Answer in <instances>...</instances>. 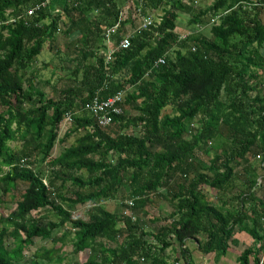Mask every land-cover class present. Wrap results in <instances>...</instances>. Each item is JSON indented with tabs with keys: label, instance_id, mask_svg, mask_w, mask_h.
<instances>
[{
	"label": "trees",
	"instance_id": "trees-1",
	"mask_svg": "<svg viewBox=\"0 0 264 264\" xmlns=\"http://www.w3.org/2000/svg\"><path fill=\"white\" fill-rule=\"evenodd\" d=\"M44 1L0 0V188L7 197L26 186L17 209L0 219V264L62 263L69 236L75 257L89 254L78 264H194L188 242L204 254L224 255L237 244V232L256 243L238 263L260 264L264 174L259 178L253 163L258 156L264 161V97L257 92L264 88V0H214L205 9L193 0H55L27 24L29 9ZM129 1L144 15L162 13L161 22L133 34L130 48L107 64L94 44L105 41ZM186 13L191 31L182 39L178 21ZM128 23L112 36L117 48ZM60 24L66 38L81 33L69 45L77 65L71 86L47 99L33 87L29 70L47 43L59 54ZM206 26L210 36L201 33ZM121 92L124 113L99 126L86 104ZM68 116L71 128L61 142L59 128ZM73 136L75 143L51 158L57 141ZM222 137L226 146L205 168L197 154ZM40 158L51 169L48 180L34 170ZM124 184L134 206H121L136 220L102 206ZM153 197L172 208L164 225L144 213ZM86 204L92 205L89 219L75 218L76 207ZM41 210L59 221L33 217ZM57 228L65 234H55ZM39 239L54 246L28 260Z\"/></svg>",
	"mask_w": 264,
	"mask_h": 264
},
{
	"label": "rangeland",
	"instance_id": "rangeland-1",
	"mask_svg": "<svg viewBox=\"0 0 264 264\" xmlns=\"http://www.w3.org/2000/svg\"><path fill=\"white\" fill-rule=\"evenodd\" d=\"M195 2L194 6L196 8H207L209 7L214 0H193ZM192 15V14H191ZM190 14L186 13V18H179L178 21V29L180 31H188L189 30V19ZM67 23V20L65 21ZM187 24V26H185ZM65 29V25L60 24V31L55 36V45L58 47V52L55 50H50L49 44L45 45L44 51L42 54L36 59V61L33 63L32 67L30 68V72H33V75H35L32 85L33 87L41 91L45 94V97L47 99L54 98L57 99L61 96V91L66 89L67 87H70L72 82L70 81L71 78H73L72 71L76 67V63L73 62V60L76 58L75 54H72L69 45L72 43L69 42V38H66L63 34V31ZM177 32H180L178 31ZM206 35H211L209 31H206ZM105 54V58H107V55L109 52L105 49L103 50V53ZM37 71V72H36ZM81 76L79 75V78ZM135 114V113H131ZM72 120L67 121L66 119L62 122L60 128H59V141H64L65 134L69 131L71 128ZM226 137L218 138L215 141H212L210 143V149H203L200 153L197 154V157L200 161V163L205 167L209 168L211 165V161L214 158L216 149L218 148L217 152H221L222 147L226 146L227 140ZM57 141L54 150L51 153V158L56 159L61 156V154L64 152L65 148L70 147L73 143L76 141V137H71L68 141H65V144L60 143ZM11 148L17 149L18 145L15 143L9 144ZM264 163L260 162L259 159L254 160L253 166L256 167L257 175L259 178L261 177L263 173L262 167ZM34 170L39 171L43 170L44 172V180H48L51 169L48 167V161H44L43 158H40L35 164H34ZM5 171L7 172L8 169L5 168ZM47 182V181H46ZM240 183V181L237 182V184ZM125 186L122 188L120 195L114 199L109 201L102 202V206L106 209H108L111 212L120 213L123 211V208L121 206L122 203H128L131 201L130 199V191L128 189V186L124 184ZM26 186L21 184L18 187L14 188V190H10L9 195L4 196L3 194V188H0V199L3 200V202L0 204V219L3 217H9L18 207L19 200L21 199L22 193L24 192ZM92 205L86 204V205H79L76 207V209L73 211V215L75 218H81V219H89V214L91 211ZM124 212V211H123ZM125 215L126 212H124ZM144 213H147V218L149 220L154 218H160L161 221L160 225H164L165 221L164 219L168 218L169 215L172 213V208L169 205L168 202L164 201L162 198L153 197L150 205L145 209ZM140 214V213H139ZM33 217L37 219H41L44 223H57L58 217L53 214L52 212L48 210H41V211H35L33 212ZM1 225V224H0ZM149 230H150V226ZM153 228V227H152ZM66 230L65 228L55 229L54 233L57 235L65 234ZM69 236V235H68ZM73 236H69L66 246L63 250V257L65 258L64 262L60 263L58 261H53L51 264H78V261L85 262L87 261L89 254L88 253H82L79 255V257H75L73 254V244L72 242L69 243V241L72 239ZM10 248H13V242L8 245ZM53 243L48 240H36V243L33 247H31L26 253H27V259L31 260L33 255L42 248L45 249H51L53 247ZM232 251V250H231ZM171 250H168L166 252L167 255H174L171 254ZM233 252H229V254H232ZM223 264H227V262H224Z\"/></svg>",
	"mask_w": 264,
	"mask_h": 264
},
{
	"label": "built area",
	"instance_id": "built-area-1",
	"mask_svg": "<svg viewBox=\"0 0 264 264\" xmlns=\"http://www.w3.org/2000/svg\"><path fill=\"white\" fill-rule=\"evenodd\" d=\"M52 1H55V0H45L44 2H39V3L35 4L34 6H32L28 11L27 18H25L26 23L29 24L30 19L35 17L39 11L46 9ZM142 8H143L142 6H137V7H132L133 12H131V13L125 9L121 12V17H120L119 22L115 26L109 27L106 29V32L104 34V38H105L107 45L110 46L113 43L112 42V36L117 34V32L119 31V28L123 22L129 21L132 13H133V16H132L133 23H136V21L140 22L138 27L135 28L133 34L138 33V32L140 33L142 31H147L152 26L161 22L162 13L158 12L156 17L153 14H150V12H148L149 14L144 15L142 13ZM15 21H16L15 19H11L10 22L14 23ZM133 34L127 32L124 39L119 44L118 48L112 47V46L109 47V50H108L109 54L107 55V58H106L107 64H109L111 62V60L113 59V55L117 51L126 50V49L130 48L131 38H132ZM187 37H188V35L182 37V39H186ZM164 64H165V59L163 58V59H160L158 61L156 66L164 65ZM124 101H125V93H123V92L118 93L117 95L109 98L106 101H101L98 97H95L93 100H91L89 103L86 104L85 110L89 114L94 116V118L96 119L99 126L106 128L113 123V117L114 116L122 115L124 113V110H123ZM66 120L71 121V116H68L66 118ZM258 159L261 161L262 158L260 156H258ZM262 162L264 163V161H262ZM259 184H261V181H259ZM128 205H129V207H133L134 206L133 201L128 202ZM127 214L133 220H136V217L132 213L127 212ZM172 264H183V263L180 261L179 262L174 261V262H172ZM260 264H264V256H263Z\"/></svg>",
	"mask_w": 264,
	"mask_h": 264
},
{
	"label": "crops",
	"instance_id": "crops-1",
	"mask_svg": "<svg viewBox=\"0 0 264 264\" xmlns=\"http://www.w3.org/2000/svg\"><path fill=\"white\" fill-rule=\"evenodd\" d=\"M254 1H256V0H254ZM132 7H137V4H135L134 1H129L128 4L124 8H125V10H128L131 13V12H133ZM132 16H133V13L131 14L130 19L128 21L129 23L127 24V32L131 33V34L134 33L135 28H137L138 25L140 24V22H138V21H136V23H133L131 21ZM185 26H187V24H185ZM178 31H180V30H178ZM190 31H191V28L189 27L188 31H180L177 33H179L181 35V37H184V36H187ZM206 31L210 32L211 27L206 26V27L201 28L202 34L206 35L205 34ZM80 36H81L80 32L74 33L72 36L69 37V42L70 43L75 42L76 40L79 39ZM102 46L105 47L107 51L109 50L110 46L116 47L114 42L109 46L101 38L100 40L96 41V44H94V50H97V48H98V50H100V53L101 52L103 53ZM99 48H101V49H99ZM261 53L264 55V47H263ZM103 55H105V54H103ZM261 74H262V72H261ZM263 80H264V78H263ZM259 89L260 88L257 89V92L260 91L261 92L260 94H262V96L264 97V88H262L261 90H259ZM257 92H255L254 95H256ZM199 239L202 240V237H200ZM234 239L237 241V244L231 245L228 252L224 255H218L216 253L204 254L199 250L198 244L195 241L194 242H192V241L188 242L187 246L191 251L194 264H223L224 262H227V264H239L238 259L242 255V253L247 248L255 247L256 243L249 234L244 233V232H237L234 236ZM257 247H258V245H257ZM229 252H233V253L228 255ZM263 256H264V251L262 252V258H263ZM251 264H253V262Z\"/></svg>",
	"mask_w": 264,
	"mask_h": 264
}]
</instances>
